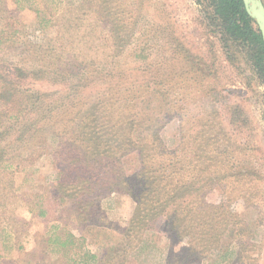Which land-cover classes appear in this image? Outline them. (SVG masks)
Returning a JSON list of instances; mask_svg holds the SVG:
<instances>
[{
	"label": "rangeland",
	"instance_id": "rangeland-1",
	"mask_svg": "<svg viewBox=\"0 0 264 264\" xmlns=\"http://www.w3.org/2000/svg\"><path fill=\"white\" fill-rule=\"evenodd\" d=\"M212 3L0 0V264H264V85Z\"/></svg>",
	"mask_w": 264,
	"mask_h": 264
},
{
	"label": "trees",
	"instance_id": "trees-1",
	"mask_svg": "<svg viewBox=\"0 0 264 264\" xmlns=\"http://www.w3.org/2000/svg\"><path fill=\"white\" fill-rule=\"evenodd\" d=\"M212 2L214 18L218 21L223 41L227 46L230 43H239V45L247 47L246 53L251 61L252 70L259 82L264 85V41L256 22L247 14L243 1L212 0ZM7 91L6 86L1 87L0 105L5 109L15 105L8 101V97H5ZM10 119H16V117L11 116ZM0 123H2L0 136L11 134V125L5 123L4 120H0ZM23 132V130L20 131V133ZM61 232H64V230L62 229ZM60 234L55 233L50 240L62 247L75 243V239L70 232L65 231L62 236ZM90 256L87 253L84 259ZM91 258H94V255Z\"/></svg>",
	"mask_w": 264,
	"mask_h": 264
},
{
	"label": "water",
	"instance_id": "water-1",
	"mask_svg": "<svg viewBox=\"0 0 264 264\" xmlns=\"http://www.w3.org/2000/svg\"><path fill=\"white\" fill-rule=\"evenodd\" d=\"M247 14L256 22L264 41V2L263 0H242Z\"/></svg>",
	"mask_w": 264,
	"mask_h": 264
}]
</instances>
